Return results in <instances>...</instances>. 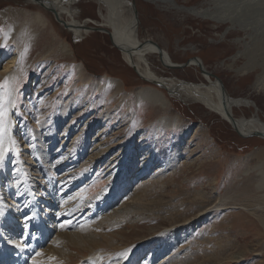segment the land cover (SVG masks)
Returning <instances> with one entry per match:
<instances>
[{
  "label": "rangeland",
  "instance_id": "1",
  "mask_svg": "<svg viewBox=\"0 0 264 264\" xmlns=\"http://www.w3.org/2000/svg\"><path fill=\"white\" fill-rule=\"evenodd\" d=\"M36 1L0 0V72L13 57L18 70L11 146L0 159V264H66L69 256H77L74 264H172L193 250L196 259L187 264H209L215 253H221L219 264H264V231L257 219L264 213V192L251 183L254 172L245 174L257 163L251 154L264 153V139L239 136L179 87L191 84L205 91L208 84L195 64L169 69L148 55L149 71L178 85L144 81L108 35L75 32L58 1ZM129 1L139 40L156 44L171 66L198 58L229 98L246 101L232 106L234 118L264 124V86L255 85L258 77L264 79V13L253 18L257 27L227 32L228 24L173 9L172 0ZM205 1L173 3L189 8ZM234 2L243 8L240 0L210 6L224 10ZM244 9L242 14H250V7ZM98 12L96 0H76L72 8L75 20L92 27ZM35 14L45 18L44 28L30 23ZM235 38L248 44H235ZM64 46L66 56L60 52ZM238 51L244 53L233 60ZM76 63L102 85L111 79L122 89L89 91L71 70ZM6 85L0 77V89ZM138 88L166 95L167 111L136 103ZM174 115L187 133L158 123ZM213 161L220 165H208ZM144 188L156 194L158 210L147 208L151 199ZM196 192L220 198L221 206L199 214L197 222L174 224ZM118 213L128 214V223L113 230L111 225L124 220ZM80 249L85 252L79 254ZM235 255L243 258L230 260Z\"/></svg>",
  "mask_w": 264,
  "mask_h": 264
},
{
  "label": "bare ground",
  "instance_id": "2",
  "mask_svg": "<svg viewBox=\"0 0 264 264\" xmlns=\"http://www.w3.org/2000/svg\"><path fill=\"white\" fill-rule=\"evenodd\" d=\"M54 1L56 2L58 1L59 5L62 6L63 9H61V11L64 13L66 20H67V24L70 26L71 30L75 32H80L81 34L85 36L89 35L92 32H96L94 30H97V32H101V33L108 35V37L110 38L111 45L121 52L122 59L124 60V62L128 66H130L139 75V77L142 80L153 82L163 88H168L174 85H178L171 81L168 82L166 81V79L158 78L156 77V75H153L149 71L148 63L146 61V56L148 55L156 56L158 63L161 66L162 65H164L165 67L171 66L169 64H171L172 62L167 57L166 53L163 50L159 49L156 44H154L153 42L148 43L147 41L142 42L141 40H139L136 34V16L134 14V8L129 0H96V3H98L99 10H100V12H98L99 21L98 23L90 22L95 27H92L91 25L89 26L87 22L85 21L78 22L77 20H75V18L73 17L72 8L76 0H54ZM153 1L155 3L156 2L158 3L166 2V0H153ZM216 1L217 0H207L205 1V4H202L200 6L186 8V7H177L173 3L174 0H172L171 2H169V5L172 6L171 8L182 10L188 13L189 15H192L195 18L209 20L216 24H226V25L228 24V26L230 27L227 29V32L232 30L233 28H236V26L239 27V29L240 28L250 29V28L257 27L254 25L252 20L256 15L264 13V0H240L241 2L244 1L243 8L249 9L250 7V10H251L249 11L250 14L245 12L246 9H244L245 10L244 12L246 14H242L241 11L243 10V8L241 6H240L241 8H238V6L236 5L237 3L235 4L236 1L234 3H228V8H226L225 6L227 5H225L223 7L225 8L224 10L223 9L214 10L213 9L214 7L222 8L221 5L219 7L215 4H214L215 6L211 8L210 6L211 2H216ZM51 4L52 2L49 3L48 5L46 4L44 5L51 6ZM101 9L104 10V12H101ZM252 9H255V10H252ZM44 19L45 18L42 15L35 14L31 18H29V21L31 24H33L37 28L39 27L44 28L46 25ZM256 29H254V33ZM233 42L240 46H246L248 44L247 41L244 40V38H235ZM60 52L61 54L66 56V53H69L68 46H64L60 50ZM242 52L243 51H238L237 54L234 57H232L233 60H236V58H238L240 54L242 55ZM14 59L15 57H13V59L11 58L4 65V68H3L4 73L3 71L0 72V77L3 78L4 83L7 84L5 86V89L3 90L0 89V121L4 120V122L2 123V126H0V159L4 155L6 149L11 146V139H10L11 131L10 130L12 129L11 124L13 122L12 120L13 118L11 119L10 110L11 108L14 107V97H13V95L15 94L13 91L14 81L16 78V74L18 73V70L15 65L16 61ZM191 64H195L199 68L200 73L201 71L207 72L206 69L203 67L202 63H201L202 67H199L196 62H193ZM73 66L74 67H72L71 70L75 72L74 74L77 78V81L82 82V84H87V86L90 87L89 91L95 90V91L101 92L103 88L110 89L111 86L114 87L115 92H119L122 89L121 83H119L118 81L107 79L106 80L107 82L102 85L96 79H92L88 77L85 74L84 68L82 67L81 64L76 63ZM203 78L208 84L206 86L203 85V87H205V89L203 90L205 91H202L199 86L191 85V84H188V85L185 84L179 87L184 89L188 94L192 95L195 100L201 102L202 105L206 107L208 110L219 114L221 118L227 121L232 127V129L234 130L232 123L230 122V120L227 118L225 114V110H227L232 115V112H231L232 106L237 105L239 102H246V101L245 100L243 101V99L232 100L231 98L228 97V95H226V98H224L221 92L220 86L216 82L211 81V78L209 77L207 78L203 76ZM256 82H257L255 84L257 85L256 89H260L261 87L264 86V79H260V77H258ZM5 95L7 96L5 97ZM165 96L160 91L154 90L152 88H140V89L138 88L135 92L134 100L136 103L142 102L149 106L151 105L153 107H158L160 110H163L165 112L167 111V106L169 104ZM214 99H215V102L213 101ZM232 117L234 118L233 115ZM234 119L236 120L234 126L237 129L234 131L235 132L237 131L236 133L239 136L252 137V134H255L256 132L264 136V124H262L258 119H240V120L236 118ZM158 123L161 124L162 128L174 129L180 132L182 135L188 132L187 125L181 124L178 119V116H175V115L171 117H161L160 120H158ZM260 138H263V137H260ZM252 156L254 157V159L257 160V163L254 167L248 168L245 171V174L247 175L249 173L254 172L256 175L254 177L251 176L252 178L250 177L251 178L250 181L253 184L256 191L264 192V153L262 151H256L253 154H251V157ZM215 164L220 165V162L219 163L214 162L212 164L208 163V165L210 166L215 165ZM177 181L178 180L176 179L174 180L175 183H177ZM145 189L146 188H144L141 192L144 193V196L147 199H151L150 200L151 203L149 202L151 205H148L147 208L155 209V211L158 210L156 209L157 203L155 202L157 198L154 197L156 194H153L150 191H145ZM192 199H193L192 201L189 200V203H190L189 207H187L185 211H183L180 215L176 216L177 213L171 214V217H170L171 219H173L176 216L173 220L174 224L183 225L184 223L188 221L197 219L196 217L199 214H207L208 212H213L215 211L216 208L218 209V207L221 206L220 198H212L211 196H207L206 194H200L196 192L193 195ZM83 208L84 206L80 208V212ZM262 212H264V210ZM256 213L258 214L259 212H256ZM155 215H153L152 217H155ZM253 215H254V212H253ZM261 215L262 216H259L258 218H257L258 216L257 215L256 218L259 219L260 221L259 223L260 225H262L263 231H264V218H262L264 216V213H262ZM118 216H119L118 217L119 220L120 219L122 220L124 219V220L123 222L118 221L114 223V225H111L112 227L114 226L112 228L113 230L122 229V227H124L128 223L126 222V218L129 217L128 214L118 213ZM197 221L198 219L195 222ZM179 225H175L173 227L175 228V227H178ZM219 225H222V223L218 224L217 226ZM64 235L66 234H62L61 237L63 238ZM93 243L94 242H92L89 245L95 248L98 247V245L94 246ZM77 252L80 254V253H84L85 250L80 249V250H77ZM194 252L195 251L193 250L190 253V255L188 254V256L186 257L183 256L182 259H179L172 264H187L190 260L196 259V256H195L196 254H194ZM220 256H221V253H215V255H213L212 257L214 261L210 262L209 264H219L222 260ZM241 258H243V256L235 255L231 257L230 260H233V259L240 260ZM77 260H78L77 256H69L66 260V264H68L69 261L73 262V264L77 263ZM92 260L93 258H90V261Z\"/></svg>",
  "mask_w": 264,
  "mask_h": 264
},
{
  "label": "water",
  "instance_id": "3",
  "mask_svg": "<svg viewBox=\"0 0 264 264\" xmlns=\"http://www.w3.org/2000/svg\"><path fill=\"white\" fill-rule=\"evenodd\" d=\"M34 1H36V0H34ZM36 2H38V1H36ZM38 3H40V2H38ZM41 4V3H40ZM135 14V16H136V13H134ZM94 31H97V30H94ZM152 43V42H151ZM193 62H196L197 64H198V66L199 67H202L201 66V62L199 61V59L198 58H192L191 60H189L188 62H186V63H184V64H181V65H175V66H172V67H170V66H166V67H168L169 69L170 68H184V67H186V66H188V65H190L191 63H193ZM201 74L203 75V76H205V77H211V78H214V80L216 81V83L220 86V89H221V92H222V94H223V96H224V98H226V90H225V88H224V85L222 84V82L219 80V79H217L213 74H211V73H209L208 71L207 72H203V71H201ZM225 106V105H224ZM225 114H226V116H227V118L230 120V122L232 123V126H233V128H234V130H237L236 128H235V126H234V124H235V122H236V120L232 117V115H231V113H229L227 110H225ZM237 132V131H236ZM252 136H255V137H263L264 138V136L263 135H261L260 133H255V134H252Z\"/></svg>",
  "mask_w": 264,
  "mask_h": 264
}]
</instances>
